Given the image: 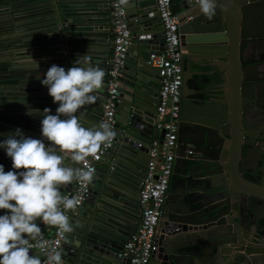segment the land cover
I'll use <instances>...</instances> for the list:
<instances>
[{"label": "water", "instance_id": "obj_1", "mask_svg": "<svg viewBox=\"0 0 264 264\" xmlns=\"http://www.w3.org/2000/svg\"><path fill=\"white\" fill-rule=\"evenodd\" d=\"M30 1L0 0V141L16 129L43 139V109L56 114L58 103L41 80L53 64L67 70L83 55L105 76L96 102L77 115L85 127L100 124L113 47L112 7L107 0L63 5L52 0L51 26L36 35L32 30L39 27L22 21ZM172 3L189 9V0ZM234 3L230 8L216 0L211 18L200 9L190 11L178 28L181 46L190 53L207 45L210 57L233 55L231 89L200 102L181 98V142L158 221L159 248L148 264H264V0ZM127 13L130 56L119 77L115 143L103 155L106 167L97 164L89 195L71 215L74 230L63 244L68 264H125L126 258L118 257L128 236L122 223L139 211L147 145L158 135L150 120L158 70L147 57L153 44L163 49V26L157 25L153 0H128ZM217 34L223 36V51H212L222 38ZM28 110L35 113L27 115ZM0 164L13 170L4 148ZM29 254L39 255L31 249Z\"/></svg>", "mask_w": 264, "mask_h": 264}, {"label": "clouds", "instance_id": "obj_2", "mask_svg": "<svg viewBox=\"0 0 264 264\" xmlns=\"http://www.w3.org/2000/svg\"><path fill=\"white\" fill-rule=\"evenodd\" d=\"M127 2L119 0L118 6ZM197 4L205 16L215 14L216 0H197ZM80 57L67 70L53 64L41 80L53 103H58L56 114L43 109V139L16 129L0 141L13 169L6 172L0 164V210H7L0 215V264H65L61 251L42 239L37 220L57 228L61 235L73 232L68 213L76 211L79 200L61 189L73 182L91 184L95 168L89 166L88 158L99 159L102 147L109 146L116 135L110 123L85 127L77 115L85 105L96 102L95 93L103 87L105 76L90 57ZM34 113L28 110L26 114ZM33 242L46 262L40 255L29 254Z\"/></svg>", "mask_w": 264, "mask_h": 264}, {"label": "built area", "instance_id": "obj_3", "mask_svg": "<svg viewBox=\"0 0 264 264\" xmlns=\"http://www.w3.org/2000/svg\"><path fill=\"white\" fill-rule=\"evenodd\" d=\"M113 13L112 50L107 62V85L105 99L101 107V122H108L116 133V106L118 101L119 77L128 57L131 44L130 29L128 27L127 4L119 5V0H107ZM156 10L163 26V49L153 50L147 62L158 70V92L154 108L155 128L158 135L147 145L148 160L144 174L140 178L138 191L139 221L136 228L128 235L118 252L119 258H126L125 264H148L159 248L157 226L162 212L175 158L178 154V132L181 110V93L183 84V48L181 46L180 24L188 20L187 11L176 13L173 11L172 0H155ZM198 6L197 0H189V8ZM187 12V13H186ZM115 143L102 147L99 159H89V166L95 168L103 158L104 153ZM91 184L84 186L73 182L63 192L69 197L79 200L76 213L89 195ZM42 231V239L50 248L61 251L64 260L63 244L65 235H61L57 228L46 226L37 220ZM31 250L37 251L41 259L39 247L33 242Z\"/></svg>", "mask_w": 264, "mask_h": 264}, {"label": "crops", "instance_id": "obj_4", "mask_svg": "<svg viewBox=\"0 0 264 264\" xmlns=\"http://www.w3.org/2000/svg\"><path fill=\"white\" fill-rule=\"evenodd\" d=\"M69 1L71 0H58V3L59 5L60 4L63 5V4H67L66 2ZM234 1L235 0H222L223 5L225 7H230V8H232L233 5L235 4ZM27 6L29 7H27V10H25V12L23 13L24 18L22 21L31 22L33 24L32 28H34L35 26L39 27V29L36 28L35 30H32V33L37 35L38 32L41 33L43 32L44 29H47L48 26H51L49 24L50 20L47 19V17L51 16V14L47 12H49L50 7H52V0H31L30 4H28ZM153 6H155L156 8V3L154 0H153ZM172 7H173V11L176 13L187 11L188 14L190 11L199 9V6H196L193 8H189L188 10H185L182 8V4L180 3H173ZM232 14L233 11L231 10V15ZM233 19L234 18H232V20ZM160 23L161 22L159 19L157 25H160ZM111 30L113 31V29ZM112 36L113 35L110 36L111 42H112ZM216 36H220L222 38L218 42L215 41L212 44L213 45L212 48H214L212 49V51H217V50L223 51V47H224L223 36H221V34L220 35L217 34ZM152 46H153L152 50L158 48V45H156V43L153 44ZM198 49L200 53L195 54V53H190L188 50L183 48V60H182L183 85H182L181 97L187 96L189 98L194 99L197 102H200L202 99L204 100L209 99L212 95H222V96L228 95V92L231 89L229 72L231 66V59L233 55L231 53L227 55L226 57L228 59L227 58L225 59L223 55L210 57L206 54L210 52V50H208L209 46L203 45L202 48H198ZM195 51H191V52H195ZM184 54L187 55L185 56ZM150 120L152 122H155L154 114H151ZM180 142L181 141L179 139V143ZM104 160L105 159L102 158L97 164H99L100 167L105 168L106 165H104L102 162ZM136 198L138 200V196ZM134 214H135L134 217L130 219L128 218L124 220L122 223L124 227H127V229L126 228L125 229L127 230L128 235L136 228L137 223L139 221V217H140L139 211ZM35 253L38 254L37 251H35ZM67 258H68L67 256H64L65 264H68Z\"/></svg>", "mask_w": 264, "mask_h": 264}, {"label": "flooded vegetation", "instance_id": "obj_5", "mask_svg": "<svg viewBox=\"0 0 264 264\" xmlns=\"http://www.w3.org/2000/svg\"><path fill=\"white\" fill-rule=\"evenodd\" d=\"M180 127H179V132H178V141H179V139H180ZM166 199V198H165Z\"/></svg>", "mask_w": 264, "mask_h": 264}]
</instances>
